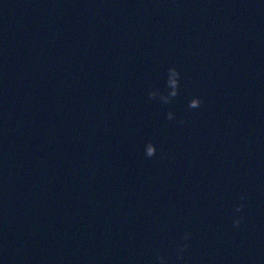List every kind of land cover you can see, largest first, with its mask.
Masks as SVG:
<instances>
[{
  "label": "water",
  "instance_id": "1",
  "mask_svg": "<svg viewBox=\"0 0 264 264\" xmlns=\"http://www.w3.org/2000/svg\"><path fill=\"white\" fill-rule=\"evenodd\" d=\"M0 264H264V0H0Z\"/></svg>",
  "mask_w": 264,
  "mask_h": 264
},
{
  "label": "clouds",
  "instance_id": "2",
  "mask_svg": "<svg viewBox=\"0 0 264 264\" xmlns=\"http://www.w3.org/2000/svg\"><path fill=\"white\" fill-rule=\"evenodd\" d=\"M169 74H170V82L175 85L176 83V76H177V73H176V70L175 69H169ZM192 106L195 107L197 106L198 104V100L194 99L192 102H191ZM158 258L162 259V257H159Z\"/></svg>",
  "mask_w": 264,
  "mask_h": 264
}]
</instances>
